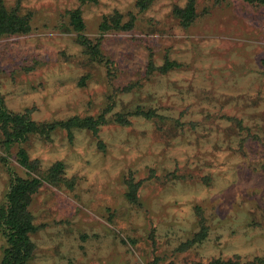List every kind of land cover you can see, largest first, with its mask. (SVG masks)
Returning a JSON list of instances; mask_svg holds the SVG:
<instances>
[{"label": "rangeland", "instance_id": "obj_1", "mask_svg": "<svg viewBox=\"0 0 264 264\" xmlns=\"http://www.w3.org/2000/svg\"><path fill=\"white\" fill-rule=\"evenodd\" d=\"M0 2L30 24L0 38L7 109L37 123L105 118L97 133L57 128L23 142L44 175L63 165L33 195L27 264L264 260V5L195 0L184 26L173 9L188 0H152L142 12L137 0L87 3L98 61L69 26L78 0ZM115 11L122 24L133 14L132 26L102 33ZM166 60L177 66L161 73ZM2 141L0 132V203L8 167L27 178L17 146L8 153ZM126 181L138 184L136 202ZM5 248L0 232V264Z\"/></svg>", "mask_w": 264, "mask_h": 264}, {"label": "trees", "instance_id": "obj_2", "mask_svg": "<svg viewBox=\"0 0 264 264\" xmlns=\"http://www.w3.org/2000/svg\"><path fill=\"white\" fill-rule=\"evenodd\" d=\"M80 6L74 10L67 12L69 18V26L74 33L78 43L83 47L86 53L92 55L94 60L101 61L99 41L89 39L85 35V21L82 16L81 7L87 3H98L99 0H78ZM152 0H137L136 6L142 12L150 6ZM249 3L264 5V0H243ZM173 14L184 26L190 25L196 17L195 0H188L185 7H175ZM123 15L117 11L105 16L100 23L99 30L105 33L110 30L126 29L132 26L134 20L133 14L127 23L122 24ZM30 29L29 19L27 16H21L17 8H7L0 2V38L7 35H15L27 33ZM149 67L154 68L152 61H149ZM176 63L166 60L165 64L157 69L161 73H166L175 68ZM149 117L150 114L145 113L141 109L134 112ZM124 117H122L123 119ZM121 119V120H122ZM103 115L92 118L73 117L65 121H57L52 123H37L33 121L28 112L15 113L7 109L4 104L3 97L0 95V132L3 136L2 144L5 152L17 146L16 162L20 168L25 170L26 177H22L8 167L11 175V185L5 195V199L0 203V232L5 239L6 248L2 257L1 264H27L33 255L34 244L31 241V235L35 233L36 226L33 223V216L30 211V205L33 195L37 193L43 181L54 179L61 169L62 164H56L49 173L44 175L40 170L36 161H32L22 146L23 142L31 134H46L57 128H64L68 133L73 128H88L94 133L99 130V125L104 122ZM126 122V121H125ZM5 162L6 158L1 157ZM6 166L7 163L5 162ZM129 192L127 196L130 201L136 202L138 184L132 181H126ZM264 260L256 259L253 262L240 263L236 261H222L216 259L210 264H262Z\"/></svg>", "mask_w": 264, "mask_h": 264}]
</instances>
